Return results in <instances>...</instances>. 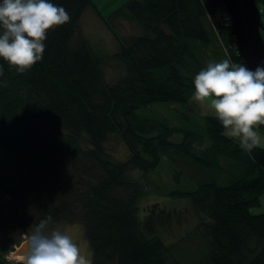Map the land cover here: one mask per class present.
Returning a JSON list of instances; mask_svg holds the SVG:
<instances>
[{"label":"trees","instance_id":"16d2710c","mask_svg":"<svg viewBox=\"0 0 264 264\" xmlns=\"http://www.w3.org/2000/svg\"><path fill=\"white\" fill-rule=\"evenodd\" d=\"M51 2L71 19L48 33L42 60L24 73L0 60V264L48 215L82 226L92 264H264V213L250 211L264 195V148L243 150L215 115L182 122L208 61L246 66L222 1L129 0L114 15L143 34L128 39L93 0ZM89 8L115 35L114 54L81 33ZM109 65L120 68L115 80ZM156 104L174 106L179 123L138 113ZM114 136L126 159L108 150ZM166 166L172 185H155ZM150 194L191 202L196 225L180 240L189 251L155 226L169 221L163 209L142 221Z\"/></svg>","mask_w":264,"mask_h":264},{"label":"clouds","instance_id":"9594fccd","mask_svg":"<svg viewBox=\"0 0 264 264\" xmlns=\"http://www.w3.org/2000/svg\"><path fill=\"white\" fill-rule=\"evenodd\" d=\"M70 19L65 8L51 0H0V60L19 73L30 70L43 58L48 33ZM193 85L192 99L213 110L243 150L264 148L258 131L264 126V63L253 70L231 59L210 60ZM20 259L22 264H92L90 254L51 215L31 228Z\"/></svg>","mask_w":264,"mask_h":264},{"label":"rangeland","instance_id":"374dc122","mask_svg":"<svg viewBox=\"0 0 264 264\" xmlns=\"http://www.w3.org/2000/svg\"><path fill=\"white\" fill-rule=\"evenodd\" d=\"M95 2H97V4L103 8V5H101L103 0H95ZM262 2V21L264 23V1L262 0ZM99 12L105 15L103 17H107L106 20H108L109 24H111L114 30L124 39H128L132 36H140L143 34V29L138 23L129 21L124 16H116L114 15L115 12L111 13L104 11V9H101ZM80 31L97 53H106L111 55L117 52L115 47L119 44L115 35L112 33V30H110L106 22L98 13H96L94 9L89 8L84 12L80 21ZM78 38L79 34L75 36L76 40H78ZM223 59H229L228 55H224ZM116 67L117 66L109 65L106 68V73L112 80H115V78L117 79L121 74L119 71L120 68ZM186 107L190 110L191 114L185 115L187 116V119L183 118L182 122L185 121V128H193L195 125H204L203 118L205 116L215 115L214 111L211 110L207 105L199 104L193 99L190 100ZM174 109H176L174 106L171 107L167 104H156L149 109H141L138 113L142 115L152 113L160 117H166L171 122L174 121L176 124H178L179 122L176 119H178L177 116H179V114L173 112ZM185 112L186 109L181 107V113ZM258 131L260 132L261 136L264 137V126L259 127ZM107 148L115 155V157L120 159H126L129 155L127 147L117 136L111 138L110 142L107 144ZM150 179L153 181V183H155V185H166L169 187L172 185L168 166L162 169L159 177L151 175ZM190 206L191 202L188 199H171L164 197V195L150 194L140 203V217L142 221L144 220V222H146L150 219V215L156 218L158 212L160 214L161 209H163V211L168 214L169 221L166 223H159L157 220L155 226L159 230L165 232V238L167 240L173 239L174 241H180L186 237L187 233L193 231L196 225L197 219ZM250 211L255 215L264 213V195L261 196L260 205L251 208ZM64 227L73 235L76 242L90 254V258L92 259V249L90 243L85 237L82 226L79 224H66ZM26 236L27 234L23 235L22 244L25 242ZM180 242L182 244L178 246V248L180 247V250H178L179 253L189 251L188 245H185L183 243L184 241ZM19 247L20 245L15 246L13 250L14 252L11 251L6 256L5 259L8 264H22L21 260H17L12 257V254L15 253L16 249Z\"/></svg>","mask_w":264,"mask_h":264},{"label":"water","instance_id":"95a60500","mask_svg":"<svg viewBox=\"0 0 264 264\" xmlns=\"http://www.w3.org/2000/svg\"><path fill=\"white\" fill-rule=\"evenodd\" d=\"M231 20V31L242 62L250 69L264 63L262 15L256 0H221ZM25 243V242H24ZM24 243L15 251L22 252Z\"/></svg>","mask_w":264,"mask_h":264},{"label":"crops","instance_id":"0c3cea01","mask_svg":"<svg viewBox=\"0 0 264 264\" xmlns=\"http://www.w3.org/2000/svg\"><path fill=\"white\" fill-rule=\"evenodd\" d=\"M93 1H94V4L96 5L98 11H101V9H104V11L114 13V12L118 11L121 7H123L129 0H103V2L101 4V5H103V8H102V6L98 5L97 2H95V0H93ZM256 1L259 2V4L261 5V8H262V6H263L262 0H256ZM103 16H105V15H103ZM104 18H107V17H104ZM117 46L118 45H116L115 50L117 49Z\"/></svg>","mask_w":264,"mask_h":264},{"label":"bare ground","instance_id":"6f19581e","mask_svg":"<svg viewBox=\"0 0 264 264\" xmlns=\"http://www.w3.org/2000/svg\"><path fill=\"white\" fill-rule=\"evenodd\" d=\"M230 24H231V20H230ZM21 245H22V244H21ZM21 245H20V246H21ZM13 252H14V251H13ZM20 254H21V253L15 255V254L13 253V254H12V257L15 258V259H17V260H21V259H20ZM21 261H22V260H21Z\"/></svg>","mask_w":264,"mask_h":264},{"label":"built area","instance_id":"2783aa9c","mask_svg":"<svg viewBox=\"0 0 264 264\" xmlns=\"http://www.w3.org/2000/svg\"><path fill=\"white\" fill-rule=\"evenodd\" d=\"M229 20H230V16H229Z\"/></svg>","mask_w":264,"mask_h":264}]
</instances>
